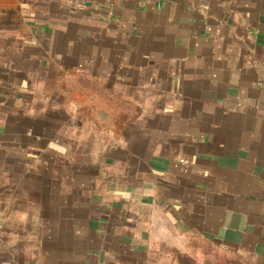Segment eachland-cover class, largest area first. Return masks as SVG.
Here are the masks:
<instances>
[{"label":"crops","instance_id":"0c3cea01","mask_svg":"<svg viewBox=\"0 0 264 264\" xmlns=\"http://www.w3.org/2000/svg\"><path fill=\"white\" fill-rule=\"evenodd\" d=\"M0 264H264V0H0Z\"/></svg>","mask_w":264,"mask_h":264}]
</instances>
